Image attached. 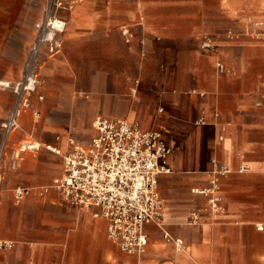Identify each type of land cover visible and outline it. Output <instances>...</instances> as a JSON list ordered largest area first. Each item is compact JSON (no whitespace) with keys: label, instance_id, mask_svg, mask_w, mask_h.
I'll return each instance as SVG.
<instances>
[{"label":"crops","instance_id":"1","mask_svg":"<svg viewBox=\"0 0 264 264\" xmlns=\"http://www.w3.org/2000/svg\"><path fill=\"white\" fill-rule=\"evenodd\" d=\"M79 12L84 27L70 29ZM42 13L41 0H0V78L20 77ZM68 17L59 51L41 59V73L52 77L40 87L47 99L29 97L19 128L6 138L3 123L19 98L0 88V237L12 242L0 247V264H90L79 261L88 251L96 252L98 264H122L107 220L70 205L53 185L63 174L60 153L68 140H39L44 128H64L61 117L78 135L91 131L96 117L123 118L161 131L172 147L171 172L159 178L164 208L157 225L178 243L155 246L160 233L149 224L152 247L125 264H153L151 252L173 264H264V43L251 34L252 20L264 18V0H81ZM12 23L21 25L9 34ZM124 27L134 33L130 43ZM78 62L97 76L75 74ZM23 142L40 149L17 157ZM213 177L218 210L200 192ZM19 186L30 189L21 201ZM59 216L76 220L63 238Z\"/></svg>","mask_w":264,"mask_h":264},{"label":"built area","instance_id":"2","mask_svg":"<svg viewBox=\"0 0 264 264\" xmlns=\"http://www.w3.org/2000/svg\"><path fill=\"white\" fill-rule=\"evenodd\" d=\"M80 1L48 0L44 20L29 48L22 77L17 81L0 78V88H11L19 98L3 123L5 138L19 127L20 115L30 105L29 97L37 88L39 55L44 50L49 55L59 51V36L66 32L68 15ZM251 24V34L264 43V18H255ZM121 33L127 43L134 38L128 27L122 28ZM140 42L144 45L145 39ZM202 46L212 47L208 42ZM141 55H146L144 50ZM219 67L223 69L221 65ZM94 128L96 133L89 143L71 136L67 149L62 153L57 151L63 159V174L54 179L53 185L62 191L70 205L92 210L94 216L106 219L108 237L123 252L143 256L148 246L146 226L163 217L159 178L171 172L172 147L161 131L141 130L123 118L99 117ZM39 149L38 143L23 142L18 147L17 157L28 150ZM1 182L0 166V188ZM218 187L219 180L213 177L210 186L201 190L209 196L213 210L221 208L216 195ZM29 194L28 187L15 188L17 201ZM11 245V241L0 237V247Z\"/></svg>","mask_w":264,"mask_h":264},{"label":"rangeland","instance_id":"3","mask_svg":"<svg viewBox=\"0 0 264 264\" xmlns=\"http://www.w3.org/2000/svg\"><path fill=\"white\" fill-rule=\"evenodd\" d=\"M41 2H42L43 13H42V16L40 18H38L34 22V26H36L37 24H40L41 25L42 22H43V20H44V17H45L48 0H41ZM84 3L82 4V6L78 7L79 10H81L84 7ZM79 15H80V12H79V14H77L78 17H77V23H76V25L73 28H70V29H79L81 27H84L85 22H81ZM9 25H10V28H9L10 33L9 34H12L13 33V30L15 29V27L17 28L21 24H19V23H12V24H9ZM1 26H2V24H0V34H3V30H2V27ZM27 27H29V26H27ZM38 32H39V26L35 27V31H34L35 38L37 37ZM14 33H16V32H14ZM35 38H34V40H35ZM34 40H33V42H34ZM31 44H30V46H31ZM30 46H29V48H30ZM29 48H28V51H29ZM27 54H28V52H27ZM43 56L49 57L50 55L48 53H45L44 51H42L41 54L39 55V58H38V84H37L36 90L34 92H32V94L30 95V98H31V96L33 94H37V96H38V98H39L40 101H45L47 99V95L43 91L40 90V87L44 88V85L45 86H49V84L51 83V80H52V77H50L48 75L47 76L46 75H43L41 73V59H42ZM26 57L24 59V64H25ZM75 65H76V68H77L75 70V74L79 72V73H82L83 75H87V76L89 74L94 75L95 77L97 76V72H94V71L93 72H88V71L82 70V68H81L82 67L81 62H78ZM23 69H24V67H23ZM22 73H23V71L21 72V75L18 78V80H20V78L22 77ZM61 77L62 76H57L58 79H64V78H61ZM41 97H43V99ZM61 100L63 102H65V104L68 105L71 108L72 104H70L68 102L69 99L67 97H65L64 95H62ZM66 105H64V107H66ZM51 110H52V107H51ZM51 110L48 109L46 112H42L41 113V119L43 121L45 120L46 117H48V115L51 112ZM97 118L98 117H96L92 122H90V126H93V123H94V121ZM59 123L61 125H63L64 128L60 129V131L59 130H55L53 128H51V129L50 128H44V129H42V131L40 133L41 139L39 141L42 142V143H47V141H50V140H58L57 137H60L61 140L63 139V137H66L67 140H68V138L70 136L77 137L81 141H90L88 138L89 137H92L96 133V130H95L94 126L92 127V130L91 131H88L87 130L85 133H83V135H78L74 131H70V129H71V127H70V120L68 118H65V117L64 118L61 117L59 119ZM16 130H14V132ZM29 139H33V138H29ZM17 148H18V146H17ZM43 151H44V147H43L42 151H40V152H43ZM2 170H3V167L1 166L2 182H1L0 192L2 190L3 182H4V176L2 174ZM163 208H164V203H163ZM197 216H199L198 215V212L195 211L194 214H192V216H191V223L195 221V218L194 217H197ZM96 218H100V217H96ZM75 222H76V220L75 221L73 219L72 220H68L66 218H63V217L59 216V219H58L59 238H63L67 234H69V232L72 231V228L74 227ZM154 229L157 230L160 233L159 234V238H156L155 236L152 238V240H154V238H156L155 239V242H154L155 243L154 244L155 246L162 247L163 248L165 244H169L170 242H173L175 245L178 243V239L179 238L177 236L173 235V234H171L173 237L171 236L172 238H171L170 242L168 241L170 239V237L168 239L167 238L165 239V233L166 232L160 226H158L157 223H155V228ZM106 238H107V236H106ZM150 242H151V240H150ZM150 242H149V244L147 246V249H146V253L145 254H147V252L152 247V244ZM182 247H183V244L179 248H182ZM115 248H117V247L115 246ZM77 249H83V248L79 247ZM84 249H86V248H84ZM85 253H87L89 256L87 257V259L79 258V261L80 262L90 261V264H98L99 259L97 258L96 252H90V251H88V252H85ZM128 256H130L132 258H134V257L136 258V255H129V254L125 253V252L120 251L117 248V259L122 264H125L126 263V257H128ZM149 257L154 260V263L153 264H173L174 263L171 259L164 258V257H161V256L159 257V256L155 255L153 252H151V254H150ZM143 264H148V263L144 262Z\"/></svg>","mask_w":264,"mask_h":264},{"label":"bare ground","instance_id":"4","mask_svg":"<svg viewBox=\"0 0 264 264\" xmlns=\"http://www.w3.org/2000/svg\"><path fill=\"white\" fill-rule=\"evenodd\" d=\"M50 57H52V56H50ZM129 122V121H128ZM131 123V122H130ZM19 126H20V121H19ZM201 192V191H200ZM162 215H163V212H162ZM161 221V220H160ZM160 221H158V222H160Z\"/></svg>","mask_w":264,"mask_h":264}]
</instances>
